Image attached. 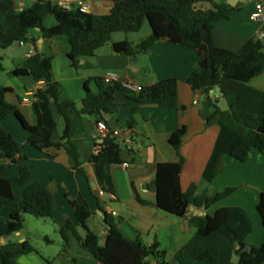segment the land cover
Segmentation results:
<instances>
[{"label": "trees", "instance_id": "1", "mask_svg": "<svg viewBox=\"0 0 264 264\" xmlns=\"http://www.w3.org/2000/svg\"><path fill=\"white\" fill-rule=\"evenodd\" d=\"M207 2L211 8L201 6ZM233 11L234 8L226 2L215 3L213 0H115L108 15H94L75 8L65 10L49 0L23 10L19 9L14 0H0V49L7 50L16 43L27 41L29 33L40 28L47 39L59 36L68 38V57L72 65L79 68L82 59L93 57L97 50L111 41L114 33H138L148 22L152 31L149 38L137 45L129 41L114 43L113 51L135 57L161 40L196 51L199 63L186 82L193 91L202 94V115L207 124H216L220 128L213 153L203 173V179L212 183L222 173L226 157L244 163L253 149L264 154V92L249 84L264 71V41L248 40L240 51L232 52L218 47L214 39L216 24L229 20ZM49 16H53L57 24L47 29L44 21ZM3 70L0 60V73ZM28 73L35 77L37 83H42L33 96L37 124L28 126L29 143L40 151L65 149L71 168L84 177L79 153L70 137L71 116L74 113L101 118L116 114L120 107L114 102L117 91L128 94L129 104L153 103L169 109L177 106L176 79L162 80L142 87L140 92L135 93L120 84L106 85L103 78H95L98 92L93 93L87 85L82 108L78 111L75 102L60 101L63 90L53 78L51 57L37 53L27 60L23 69L14 72L15 75ZM215 88H219L221 98L227 102V110L220 108L218 99H212L211 91ZM8 90L3 89L1 93L4 95ZM11 113H15L19 121L25 122L16 107L2 100L0 159L4 164L0 166V238L23 231L25 215L36 219H52L55 209L53 195L47 186L32 181L33 166L20 164L21 160L28 159L26 147L18 143L2 126V122ZM58 117L64 123L63 134L59 138ZM104 122L109 133L102 138L100 150L91 157L90 162L96 168L104 191L114 194L109 168L125 164V154L134 153V149L124 148L109 124ZM185 132L186 128L183 127L173 133L169 140L179 161L158 164L156 179L149 186L156 193V207L176 217H184L190 207H204L208 210L235 192V188L214 192L202 203L196 185L187 191L182 190L181 174L185 159L181 147ZM13 168L18 170V177L10 176L9 170ZM15 184L25 187L22 197L14 195ZM140 202L144 203L142 200ZM72 205L80 227L87 233L81 236L71 220H64L59 227L64 242V255L68 254L72 235L101 264H219L220 250L208 243L188 244L176 254L173 262H168L165 251L157 241L146 245L140 239L127 240L107 214L105 224L108 232L102 246L98 236L90 232L86 225L93 213L76 202ZM257 210L264 227V193L261 194ZM195 222L199 237L221 234L236 243L237 264H264V243L254 247L248 246L246 242L252 232V223L242 208H221L213 216L196 218ZM33 250L25 243L21 253L27 254ZM2 258L4 264H15L11 261L12 253L3 252Z\"/></svg>", "mask_w": 264, "mask_h": 264}, {"label": "crops", "instance_id": "2", "mask_svg": "<svg viewBox=\"0 0 264 264\" xmlns=\"http://www.w3.org/2000/svg\"><path fill=\"white\" fill-rule=\"evenodd\" d=\"M14 1L19 9L23 10L44 0ZM82 1L89 6L88 13L94 15H108L115 3V0ZM213 1L224 3L227 0ZM248 1L244 7L234 8L229 20L216 24L213 33L218 47L238 52L248 40L257 39V34L264 31V20L259 23L250 20L256 0ZM261 1L264 6V0ZM201 6L211 8L208 2ZM56 24L53 16L44 21V27L47 29ZM151 35L150 26L145 24L138 33H114L109 43L97 50L93 57L82 59L80 67L75 68L68 57L67 37L47 39L40 28L33 29L29 33L30 42L25 45L17 43L15 47L0 52V60L4 66L0 73V103L2 100L6 101L16 107L25 118V122H21L15 113H11L2 122V126L18 143L26 147L28 159L20 161V164L33 166L32 181L46 185L52 193L55 202L52 219L58 232L63 221L69 219L81 236L86 235L87 232L80 227L72 205L76 202L93 213L86 225L90 232L98 236L102 246L108 232L105 224L107 214L127 240L140 239L146 245L157 241L165 251L168 262H173L176 254L188 244L208 243L220 250L219 264H237V244L221 234L199 237L195 219L213 216L221 208H242L252 223V232L246 242L248 246H261L264 243V227L257 207L261 194L264 193V154L253 149L244 163L226 157L222 173L212 183L203 179L220 128L216 124H207L202 115L203 96L193 91L186 82L198 66V53L165 40L154 43L148 51L135 57L117 54L112 49L114 43L129 41L137 45ZM37 53L52 58L53 78L63 90L60 101L75 102L78 111L82 108L86 86L88 85L93 93H97L94 79L103 78L108 73H118L141 87L151 86L166 79H176L177 106L169 109L153 103L129 104L128 94L117 91L114 102L120 107L116 114L104 115L101 118L74 113L71 116L70 137L79 153L84 177L79 171L71 168L65 149L50 148L40 151L29 143L28 126L36 125L37 119L33 111V97L28 103L24 102V98L35 88L42 86V83L28 87L20 78L21 75H15L14 72L23 69L27 60ZM249 84L264 92V71ZM3 89L9 90L3 95ZM211 96L212 99L219 100L222 110L228 109L227 102L220 96L219 88L211 91ZM14 116L19 123L15 121ZM61 120L59 130L57 119L58 138L64 130L63 119ZM102 120L106 121L112 130H120L123 138H131L133 142L134 153L125 154V164L128 166L121 164L109 168L114 183V194L104 191L96 168L90 162L102 143L103 137L97 128V122ZM183 127L186 132L181 147V154L185 159L181 174L182 190L187 191L192 185H196L197 195L202 203L214 192L228 188H235V192L208 210L204 207H190L184 217H176L156 207L157 196L149 186L156 179L158 164L179 161V156L169 140L173 133ZM2 164L4 161L0 159V166ZM9 174L12 177L19 176L18 170L14 168L9 170ZM24 189L23 186L13 185V193L17 197L23 196ZM41 233L44 237V242L41 241L43 244L51 246L58 243L56 239L49 238L47 232ZM31 234L21 231L3 238L0 241V264H4L3 252L12 253L11 261L15 264H101L72 235L69 253L60 254L62 252L59 247L57 256H53L42 245L36 246ZM25 243L34 250L27 254L21 253Z\"/></svg>", "mask_w": 264, "mask_h": 264}, {"label": "built area", "instance_id": "3", "mask_svg": "<svg viewBox=\"0 0 264 264\" xmlns=\"http://www.w3.org/2000/svg\"><path fill=\"white\" fill-rule=\"evenodd\" d=\"M56 4H58L59 7L65 9V10H71L73 8L80 10L83 13H88L89 6L85 4L82 0H56ZM250 20L254 23H259L264 20V6L261 0H256L255 9L253 13L250 16ZM31 37H28L27 41H21L19 42L20 45H25L28 42H30ZM257 40L264 41V31H261L257 34ZM31 47L33 49L32 43ZM103 81L106 85H115L120 84L122 87L126 88L127 90L131 92L138 93L141 91V86H139L137 83L125 78L124 76L118 74V73H108L103 77ZM36 91V88L24 98V102H30L31 97L34 96ZM34 101V99H32ZM97 128L102 134V137H106V135L109 133V129L104 121H98L97 122ZM114 136L118 139V142L126 149H130L132 147V139L131 138H123L120 130H112ZM100 148L98 149L97 153L99 152ZM125 166H128V164H125ZM115 213H113L114 215ZM3 238H0V241ZM1 243V242H0Z\"/></svg>", "mask_w": 264, "mask_h": 264}, {"label": "rangeland", "instance_id": "4", "mask_svg": "<svg viewBox=\"0 0 264 264\" xmlns=\"http://www.w3.org/2000/svg\"><path fill=\"white\" fill-rule=\"evenodd\" d=\"M148 25H149L148 22H146L145 26H148ZM125 34H127V33H125ZM15 45H17V43L14 44L12 47H15ZM106 47H108V46H106ZM2 51H4V50L0 49V52H2ZM14 119H15V121H17L19 123V121L16 120V117ZM57 119L59 121V130H60L62 120L60 117H58ZM42 231L47 232V234L49 235V238L54 239V240L56 239L58 243L51 244V246H48L47 244H43L44 237L41 233ZM23 232L24 233L31 232L32 233L31 237L35 241V245L36 246L42 245L44 248L48 249V251H50L51 254H53V256L54 255L57 256V254L59 252V247H61V252H62L60 254L64 255V252H63L64 242H63V239H62L60 233L58 232V229H56V227L54 225L53 219H36L33 216L25 215V228L23 229ZM35 234H37V236ZM41 241H43V242H41ZM68 253H69V250H68Z\"/></svg>", "mask_w": 264, "mask_h": 264}, {"label": "water", "instance_id": "5", "mask_svg": "<svg viewBox=\"0 0 264 264\" xmlns=\"http://www.w3.org/2000/svg\"><path fill=\"white\" fill-rule=\"evenodd\" d=\"M226 3L235 9H239L247 5L249 1L248 0H227ZM20 78L22 79L23 83L28 87H33L37 84V81L32 74L21 75Z\"/></svg>", "mask_w": 264, "mask_h": 264}]
</instances>
